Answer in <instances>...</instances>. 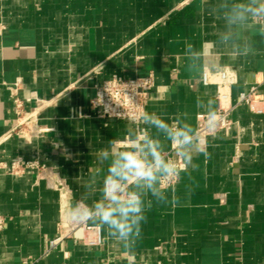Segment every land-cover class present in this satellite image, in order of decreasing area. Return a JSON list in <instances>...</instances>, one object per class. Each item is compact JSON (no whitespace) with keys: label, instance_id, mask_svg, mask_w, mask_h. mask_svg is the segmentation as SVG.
<instances>
[{"label":"crops","instance_id":"0c3cea01","mask_svg":"<svg viewBox=\"0 0 264 264\" xmlns=\"http://www.w3.org/2000/svg\"><path fill=\"white\" fill-rule=\"evenodd\" d=\"M200 2L0 0V264H264V114L239 102L254 85L264 98L258 39L247 57H216L237 76L232 124L208 137V155L193 158L169 202L146 212L140 238L126 249L104 233L97 246L68 235L77 226L69 209L90 203L84 184L102 177L97 150L123 139L131 123L94 115L97 86L153 75L146 112H187L195 122L198 100L214 98L219 108L217 87L184 71L186 44L207 56L220 26L208 11L215 0ZM15 98L28 117L22 134ZM19 157L46 168L12 174Z\"/></svg>","mask_w":264,"mask_h":264},{"label":"clouds","instance_id":"9594fccd","mask_svg":"<svg viewBox=\"0 0 264 264\" xmlns=\"http://www.w3.org/2000/svg\"><path fill=\"white\" fill-rule=\"evenodd\" d=\"M208 11L220 22L212 49L205 56L203 47L188 43L183 53L184 71L194 79L203 78L205 67L219 74L223 65L218 55L247 57L257 39L264 41V0H215L208 2ZM196 108L203 120L193 122L187 112L166 119L143 112L131 121L123 139H111L97 150L94 160L102 177L92 175L84 184L96 198L76 201L68 212L70 223L97 226L126 249L134 244L146 212L154 203L167 204L172 182L188 171L195 156L208 155V137L217 133L223 117L214 98L198 100Z\"/></svg>","mask_w":264,"mask_h":264},{"label":"built area","instance_id":"2783aa9c","mask_svg":"<svg viewBox=\"0 0 264 264\" xmlns=\"http://www.w3.org/2000/svg\"><path fill=\"white\" fill-rule=\"evenodd\" d=\"M205 85H215L217 87L218 111L222 114L223 120L217 132L230 128L232 124L231 112L229 106L231 86L237 82L236 73L230 69H221L219 74H214L209 69L204 70L202 78ZM155 87L153 75L123 78L114 75L112 78L104 81L97 86L96 97L92 100L94 115L102 119H112L131 122L137 115L146 112V104L150 98V94ZM18 115L26 117L24 105L18 98L14 99ZM239 102L245 104L252 113L264 114V98L257 94V86H251L247 92L240 94ZM198 120H203V115L198 116ZM28 117L22 121L18 127V132L23 133L21 126L25 125ZM44 131V130H42ZM46 166L39 160H24L19 157L12 162L9 170L12 174L20 175L26 170L41 172ZM178 180L172 182V186ZM6 219L0 215V231L4 230ZM78 230L82 231V235L78 236ZM69 236L77 240H82L84 244L89 246H97L103 243L102 231L97 226L85 224L83 226H75L68 233ZM63 234L51 242L54 248L63 239ZM24 264H29L24 262Z\"/></svg>","mask_w":264,"mask_h":264},{"label":"bare ground","instance_id":"6f19581e","mask_svg":"<svg viewBox=\"0 0 264 264\" xmlns=\"http://www.w3.org/2000/svg\"><path fill=\"white\" fill-rule=\"evenodd\" d=\"M80 231H81V230H78V232H77L78 236H81V235H82V233H80ZM79 233H80V234H79Z\"/></svg>","mask_w":264,"mask_h":264}]
</instances>
